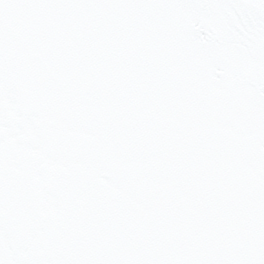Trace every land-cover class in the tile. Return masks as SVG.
Listing matches in <instances>:
<instances>
[{"label":"snow or ice","instance_id":"snow-or-ice-1","mask_svg":"<svg viewBox=\"0 0 264 264\" xmlns=\"http://www.w3.org/2000/svg\"><path fill=\"white\" fill-rule=\"evenodd\" d=\"M0 264H264V0H0Z\"/></svg>","mask_w":264,"mask_h":264}]
</instances>
